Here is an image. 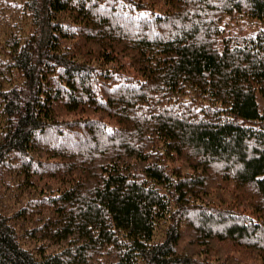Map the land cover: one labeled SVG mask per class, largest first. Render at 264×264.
Here are the masks:
<instances>
[{
  "label": "trees",
  "instance_id": "trees-1",
  "mask_svg": "<svg viewBox=\"0 0 264 264\" xmlns=\"http://www.w3.org/2000/svg\"><path fill=\"white\" fill-rule=\"evenodd\" d=\"M0 264H264V0H0Z\"/></svg>",
  "mask_w": 264,
  "mask_h": 264
}]
</instances>
